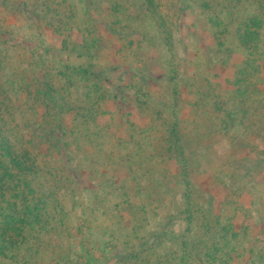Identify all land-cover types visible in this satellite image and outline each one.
I'll return each mask as SVG.
<instances>
[{
  "label": "rangeland",
  "instance_id": "1",
  "mask_svg": "<svg viewBox=\"0 0 264 264\" xmlns=\"http://www.w3.org/2000/svg\"><path fill=\"white\" fill-rule=\"evenodd\" d=\"M98 2L105 10L95 6L90 13L94 36L84 32L87 18H80L85 0H0V123L7 125L0 138L16 141L21 153L23 143L37 156L45 169L37 185L41 199L52 204L46 207L48 219L35 221L34 232L44 239L38 264H151L159 259L155 253L166 255L162 264H188L198 220L205 231L224 238L220 230L232 223L236 231L249 230L247 242L264 255V133L247 137V127L264 117H257L249 102L244 119L237 110L232 121L221 115L215 131L202 125L192 105L197 92L206 95L207 85L217 97L226 96L245 58L215 59L210 27L193 6L179 15L177 0H154L168 27L159 33L152 24L146 37L112 15V0ZM116 2L133 14L134 4H143ZM70 4L79 14L68 20ZM83 68L91 75H79ZM214 101L219 108L220 99ZM43 132L51 135L42 143ZM177 132L190 162L183 176L171 159L152 162L157 150L167 154ZM198 132L201 141L191 138ZM128 157L136 173L122 163ZM165 167L175 178L163 181L158 192L152 178ZM185 179L192 206L184 207L179 182ZM51 188L59 191L56 202L49 197ZM4 210H9L5 204ZM58 219L53 229L50 222ZM210 245H216L214 239L206 241ZM240 255L231 264H264L263 255Z\"/></svg>",
  "mask_w": 264,
  "mask_h": 264
},
{
  "label": "trees",
  "instance_id": "2",
  "mask_svg": "<svg viewBox=\"0 0 264 264\" xmlns=\"http://www.w3.org/2000/svg\"><path fill=\"white\" fill-rule=\"evenodd\" d=\"M105 1L108 2L109 0ZM140 1H142L143 4L140 6L134 4L133 14L130 13L127 8L119 4V2L112 0V15L114 17L116 16L117 19H120L122 22L126 21L130 29L135 28V33L142 32L146 37L150 35L148 30L149 27H153V25H155L154 28L159 31V33H166L168 25L162 17V13L159 12L154 0ZM222 1H224V3ZM177 2L179 15L185 11L189 12L192 6L199 11V15H202L199 19H202L204 22L206 21L205 24L207 28L210 27L212 45L210 44L211 46H209V49L211 55L215 57V59L221 60V56L231 58L235 54H240L245 58L243 69H241L243 72L239 71L236 76L237 82L235 84L232 83L233 89L229 90L226 96L224 95L222 98H219L214 95V88L210 85L206 87L208 89L206 95H202L203 93H201V96H198V92L195 95L197 100L193 101L192 105L197 108L198 114L203 121L202 125L211 127L212 130L214 129L216 131L215 128L219 125L221 115L225 114L228 117V121L233 120L236 110L241 114V117L247 115L249 113L247 110L249 108V102H252L251 110L257 113V117H264V112H259V110L264 109V0H177ZM84 6L86 8H83V10L81 9L82 16L80 17L87 18L88 20V28L84 32L95 36L97 32L89 29L92 25L90 13L92 10H96L95 6L98 7L97 10L99 12L105 9H102V4L99 8L98 0H85ZM77 7L78 6L71 4L68 6L69 11L71 10L72 12L70 17H67L68 12H64V14L60 12V15H62L63 18L67 17L68 20L71 18L75 19L79 14ZM75 21L76 25L80 28L79 30L83 31L81 30L82 22ZM79 30L77 29V31ZM222 37L226 38L227 42L222 41ZM18 44L20 45V42ZM83 46L84 48L88 46V40L86 38H84ZM218 55L221 56L219 57ZM253 59L254 61L252 62ZM3 64L4 58L0 55V68ZM77 73L79 75L82 73L91 75V72L85 68L81 69V71L79 69ZM240 76L245 77V80H239ZM207 83L209 84V81ZM246 83L250 84V87L246 86ZM40 94L42 93L39 92V98L41 97ZM180 97L179 95V98ZM216 98L220 99L219 108L214 101ZM242 119L244 118L242 117ZM262 119L263 121L253 120V124L247 127V130H249L247 137L250 138L254 135L264 133V118ZM202 125L199 127L201 131L204 129ZM5 126H7L6 123L1 121L0 128L3 129ZM41 134V142L46 140L45 137H47V135H51V133L46 132ZM176 134L178 135V132ZM183 137V135H178V138H170L171 145L167 146L169 147L168 150H165L167 154H161L164 150H157V156L152 162L155 164H164L156 160L171 159L172 162L179 166V168H177V175L183 176L182 174L188 171L190 163L183 148ZM191 138L196 141H201L204 135L199 132L197 134L192 133ZM40 139L38 138L39 142ZM251 141L252 139H246V145H255V143ZM3 144L7 145V148H4ZM0 145L3 148L0 152V215L1 219L4 221L3 225L0 223V260H3L0 264H7L9 260L11 264H14L18 259L22 260V262L24 261L23 264H38L43 254L41 247L44 239H41L38 232H34V226L35 223H37L35 221H40L41 218L44 220L48 219L44 218L47 212L46 207L52 205L48 201H45V198L41 199L42 185L37 186L39 182L41 183L44 177L43 175H45V169L39 163V159L35 158L37 156H33V154H31L32 152L28 147H25L23 143H20L21 149L24 151L23 153L16 151V141H14L13 144L8 138H0ZM43 156L44 155H39V158ZM80 157H83L84 162L87 161L84 158L85 156ZM86 157H88V161H90L91 156L88 154ZM128 158L126 162L122 163L126 165L125 167H127L129 171L136 173L134 162L130 160V157ZM108 160L112 159L108 158ZM117 166L123 165L119 163ZM153 169H155V166H153ZM158 174L159 175L152 178V183L155 184V182H159L156 183L159 186L157 191L161 192L164 189L161 183L175 177L171 176L172 174L168 167L160 169ZM180 181L179 187L184 189L182 194H186L191 190L189 189L190 181L188 179ZM245 186L246 184L241 187L244 188ZM7 194H11V196L9 197ZM58 194L59 191L51 188L49 197L54 200V198H57ZM187 195H189V193L184 196L186 198L183 202L184 207L188 204ZM178 198L179 194L176 195L175 200ZM54 201L56 202V200ZM4 204L9 210H4ZM189 204L192 206L191 202ZM210 207L212 209V204ZM189 208L191 209V207ZM197 209L199 208L196 207V210ZM135 210H137V208ZM200 211H196L197 215H195L194 212V217L201 214L202 210L200 209ZM194 219L197 221L198 218ZM213 219L216 218L213 217ZM192 220L191 222L193 223ZM196 223H198L199 226L193 228V230H196L194 232L196 235V240H194L195 248H193L190 253L188 264H231L235 257L241 256L240 251L243 254L250 253V255L253 256L257 255L260 257V255H263L262 251L258 254L255 249L251 248V242H247L249 239L247 235L249 230L247 229L236 231L232 223L229 227L231 231L229 228L220 230V232L225 233L224 235L226 238H224V236L215 234V232L212 234L208 230L205 231V223L201 224L199 220ZM50 225L53 229L58 228L59 219L55 221L51 220ZM210 226L211 230L214 229V226ZM30 232H32V234H30ZM241 236H245V242L241 240ZM212 239L215 240L216 245H210L211 248H207L206 241L209 242ZM217 243L220 244L218 245ZM201 246H204V248H201ZM262 250H264V248ZM155 254L159 259L158 261L153 259L151 264H162L165 262V254ZM167 256L171 261L174 260L171 258L172 256ZM263 256L260 258V261H264ZM253 259L254 261L256 260V258Z\"/></svg>",
  "mask_w": 264,
  "mask_h": 264
}]
</instances>
